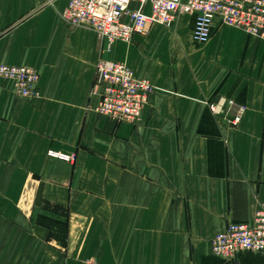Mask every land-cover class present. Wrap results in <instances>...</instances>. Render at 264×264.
<instances>
[{"label": "crops", "instance_id": "obj_1", "mask_svg": "<svg viewBox=\"0 0 264 264\" xmlns=\"http://www.w3.org/2000/svg\"><path fill=\"white\" fill-rule=\"evenodd\" d=\"M67 2L0 0V63L39 75L31 99L0 80V264H264L211 253L264 204V41L223 25L198 45L182 15L107 48ZM100 59L153 87L136 124L97 114ZM219 98L228 120L243 108L236 126L209 111Z\"/></svg>", "mask_w": 264, "mask_h": 264}, {"label": "built area", "instance_id": "obj_2", "mask_svg": "<svg viewBox=\"0 0 264 264\" xmlns=\"http://www.w3.org/2000/svg\"><path fill=\"white\" fill-rule=\"evenodd\" d=\"M133 5H136L134 7ZM182 15H194L192 41L206 44L215 30L223 25L237 28L264 41V0H68L62 19L70 26L87 25L109 48L115 41L130 43L134 36L145 35L154 25L171 29ZM0 80L15 83L18 97L38 96V73L30 67L0 63ZM153 87L146 80L135 77L125 65L100 59L95 66L92 94L99 100L96 112L116 125L136 124L152 94ZM235 104L219 98L208 103V109L219 123L236 126L242 107L230 120L228 111ZM54 159L73 163L74 156L50 152ZM244 252L264 256V204L246 224L228 223L211 241L212 255L231 261ZM87 264H96L93 260Z\"/></svg>", "mask_w": 264, "mask_h": 264}]
</instances>
